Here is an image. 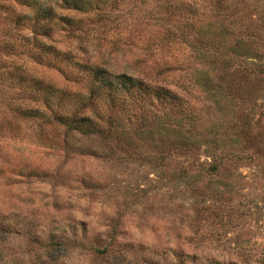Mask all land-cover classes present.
Masks as SVG:
<instances>
[{"label": "rangeland", "instance_id": "rangeland-1", "mask_svg": "<svg viewBox=\"0 0 264 264\" xmlns=\"http://www.w3.org/2000/svg\"><path fill=\"white\" fill-rule=\"evenodd\" d=\"M223 3H236L241 19L223 21V33L212 20L209 45L207 34L185 25L207 0L58 8L78 24L47 41L111 69L159 70L150 79L192 105L183 121L191 142L162 148L148 139L134 151L112 145L94 155L53 148L34 137L33 121L21 122V140H0V221L9 224L0 228V264H264V73L249 70L264 64V0ZM239 36L237 55L229 45ZM252 44L256 50H245ZM213 53L217 71L233 72L217 103L195 80ZM20 59L32 73L74 86L55 67Z\"/></svg>", "mask_w": 264, "mask_h": 264}, {"label": "trees", "instance_id": "trees-1", "mask_svg": "<svg viewBox=\"0 0 264 264\" xmlns=\"http://www.w3.org/2000/svg\"><path fill=\"white\" fill-rule=\"evenodd\" d=\"M207 2L206 11L193 12L190 20L185 17V25L203 37L207 34L205 43L209 45L215 29L212 20L221 24L219 31L223 33L227 32L223 21L233 23L236 15L241 19V14L236 3ZM100 4L101 0H0V140H21V122L33 121L32 134L41 142L56 149L94 155L109 154L112 145L125 152L134 151L138 141L148 139L162 148L191 142L183 121L193 117L192 105L170 87L150 79L157 77L159 70H143L141 75L111 69L104 62L47 41L52 32L78 24V19L58 8L88 11ZM202 19L207 22L205 30L201 24L194 26ZM243 43L245 40L239 36L229 50L236 53ZM249 48L256 50L253 44L245 50ZM22 56L55 67L74 86L56 84L32 73L20 59ZM218 57L207 55L208 62H201L195 72L205 98L213 103L229 95L224 85L230 88L233 84V78L228 81L226 76L233 72L216 70ZM249 70L252 74L256 70L264 73V64ZM172 129L176 131L171 135ZM209 166L215 169L216 163ZM8 225L0 221V228Z\"/></svg>", "mask_w": 264, "mask_h": 264}]
</instances>
